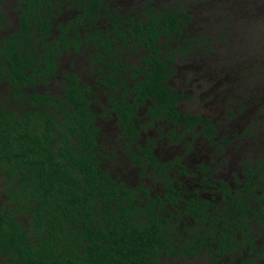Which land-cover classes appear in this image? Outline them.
I'll return each mask as SVG.
<instances>
[{
  "label": "flooded vegetation",
  "instance_id": "obj_1",
  "mask_svg": "<svg viewBox=\"0 0 264 264\" xmlns=\"http://www.w3.org/2000/svg\"><path fill=\"white\" fill-rule=\"evenodd\" d=\"M29 1L0 0V49L4 48L1 47L4 41L6 43L10 35L17 31L20 25V15L28 9ZM31 1L40 2V0ZM164 1L168 0H101V11L88 13V7L84 3L88 2L89 4L90 0H50V8L47 9V12L50 14L49 19L52 26L51 38L56 40L64 36L67 40V44L61 43L62 52L54 56L57 68L51 76L45 72H38L34 85L23 86L21 92L25 93L27 98L19 96L15 87L0 76V113L8 119L11 116H16L21 120L25 118L22 117L23 115L31 113L32 121L37 122L42 131L48 127L55 135L49 140V144L56 153H58L56 130L60 129L67 132L68 140L72 141V146H74L71 148L72 150L84 149L85 153L90 155L87 138L85 137L87 144L82 145L78 136H74L73 132L66 127L68 125L67 114L72 115L74 110L71 94L67 90L72 88L75 76L79 82L76 94L78 95L80 92L81 98L86 99V105L94 115L93 122L98 127L91 153L94 154L99 169L103 172L100 176L101 183L109 185L108 180L112 179L129 185L131 196L135 202H142L144 209L145 207L150 209L154 205V208L158 210L163 205L166 216L174 220L173 230L167 233L172 241L178 242L175 247L178 248L179 254H160L162 264H214V259H218L220 264H242L245 261H248L247 264L250 262L264 264V259L256 252L253 245L254 240L251 241L250 236L237 232L238 239L233 241L232 245H228L226 242L227 245L223 247L218 245L223 237L207 234L206 231L207 226L209 228L213 225L214 228L221 226L223 222H215L219 220L218 217L224 215L226 210H229L234 198H242L247 205L249 203V208H256L259 215L262 213L264 204H261L259 200L264 197V170L260 176L258 167L264 165V121L262 120L264 115L260 118V122L250 119V122L243 126L244 129L241 128L242 132H238L235 138H231L235 122L233 119L237 117L236 113L241 109L243 112L247 109L250 97L254 94L249 96L244 94L241 98L242 102L238 105L236 99V102L231 104L234 109L229 111L230 113H232L231 110L235 111L232 113L234 118L228 120L227 116L224 117L221 125L213 116L185 110L184 101L190 100L194 95L181 91V88H184L186 77L178 75L177 53H180L182 57L189 56L190 52H193L192 42L199 40L185 35L186 29L195 19L187 7L194 9L203 7H200L201 3L198 0H179L176 3L177 6H181L180 9L185 10L179 12L172 8V10L168 9L167 5L162 3ZM217 1L203 0L202 5L208 10L223 11L225 6L220 8ZM10 4L14 7L12 12L8 11L11 8ZM64 4H68V6L66 7ZM243 4L242 8L233 4V9L241 11V13L252 14L254 19L261 18V8H256L249 2H243ZM170 6L173 5L170 4ZM165 9L176 12L180 19L178 21L180 31L170 35L160 34L155 40L157 46L161 45V51L158 53L160 60H164L167 64L164 81L169 86L170 95L174 99L173 103H176L175 109L180 116L191 114L201 117L202 120L196 122L195 119H192L193 122L187 123L184 119L170 117L167 106H163L161 114H155L158 110L155 105L162 108L160 104H157L159 98L148 96L142 103L136 105L137 110L133 116L132 124L136 133L130 136L125 132V126L120 124L116 110L126 103L135 105L141 102L142 99L135 92L136 82L145 80V74L152 71V64L144 62L145 55H149L151 60L153 58L152 47L148 48L142 45L141 40L136 37V26L141 23L146 30L150 24L147 22L152 17L150 11L163 12ZM10 17L13 20L11 28L7 25ZM242 18H244L243 14ZM254 19L249 15V20L245 21L249 24ZM226 29V23H223L219 29L216 28V31L219 32L217 39L224 34L225 42L230 43V47L236 50V46H231L233 35L232 37L228 36ZM201 37L206 38L204 35ZM147 38L150 39L151 36H147ZM176 39H180L183 49L175 48ZM208 39L209 42L216 41L214 38ZM165 41L171 42V45L167 46V50ZM221 44L225 45L222 46L223 48H226V44ZM37 47L40 48V45L38 44ZM227 54L229 55L228 50ZM237 56L244 57V61H247L245 54H237ZM145 67L147 70H143ZM82 68L87 70L88 76L81 74ZM207 70L211 72L213 69L208 67ZM218 72L221 74L213 73L217 78V84L213 86V97L219 94L218 88L221 86V81L225 83L229 81L226 75L231 71L219 70ZM199 78L193 76L190 81ZM207 80L208 84L209 79ZM56 82L59 83L58 86L55 85ZM198 88H200L199 84ZM210 90L209 86L207 94L211 92ZM205 92H201V99L206 97ZM35 93L43 96V99L36 100ZM208 107L205 105V108ZM252 111H255L254 108L251 109ZM75 125L79 127V124ZM257 127H261L258 133ZM153 131L156 137L153 136ZM194 133H198L205 139L208 146L204 145L206 153L200 155V160L204 163L196 164L198 174L195 176V184L197 186L186 188L183 182L191 176L187 175L188 167L184 161L186 154L193 151L192 138H189L188 135L192 136ZM254 133L261 137L259 142L253 140ZM65 136L62 135L59 142L67 152V146H71V144H65L63 140ZM44 140L47 141V138ZM181 145L185 147L182 154H176L173 150L170 152L172 146ZM200 152L196 148L192 155L197 159ZM227 155L230 157L228 160H226ZM206 157H208V161H204ZM63 159L65 158L62 157ZM208 162L213 165L210 166ZM23 168L28 169L25 166ZM225 170L228 175H225ZM232 170L236 172L232 173ZM256 171L258 173H255ZM155 177L159 179V185L152 187L150 181ZM181 177L184 179L182 180ZM129 179H134L136 183ZM248 182L250 185H247ZM150 183L151 186H147ZM248 186H251L252 189L249 190ZM20 189L19 184L10 183L8 174L0 170V207L4 213H7L9 209H17V206L12 202V195L15 192L19 193ZM201 203L206 205L209 212V215L206 216L208 219L204 224L197 221V217L191 213L190 209L193 204L200 205ZM213 215L215 216L214 223ZM247 216L249 219L246 222L250 230L254 224L259 228L264 227V219L261 217H251L249 213ZM32 217L29 210L25 213L18 212L15 215V219L20 221L23 226V238L36 241V234L30 225ZM180 217L183 218L181 221L178 220ZM187 217L191 221L189 225L185 222ZM197 232L203 236L195 235ZM214 232L218 233V230L214 229ZM243 238H246L244 248L247 249V254L237 256L235 252L238 250V243ZM185 240L192 243L191 249L193 252L197 251L196 254L183 253L187 247L183 245ZM199 240L205 241L202 249H199L197 245ZM202 257H205V261H202ZM10 260L11 257L8 253H0V264H8Z\"/></svg>",
  "mask_w": 264,
  "mask_h": 264
},
{
  "label": "trees",
  "instance_id": "obj_2",
  "mask_svg": "<svg viewBox=\"0 0 264 264\" xmlns=\"http://www.w3.org/2000/svg\"><path fill=\"white\" fill-rule=\"evenodd\" d=\"M84 5L88 7V13L101 11V0H90ZM27 7L20 15L17 31L6 43L4 41L1 46L4 48L0 49V76L25 98L27 95L21 92V88L34 85L38 72L53 75L57 68L54 56L62 52L61 43L67 44L64 36L56 40L51 38L52 26L47 12L50 0L38 3L30 0ZM150 14L152 17L146 30L141 23L136 26V37L141 44L153 49L152 60L149 55L144 57L145 63L152 64V71L145 74V80L136 82L135 92L142 100L135 105L126 103L116 110L120 124L125 126V132L130 136L136 133L132 125L136 105L148 96L159 98L157 104L162 108L155 105L158 109L155 114H161L163 106H167L170 117L184 119L187 123L193 122L192 119L196 122L202 120L191 114L180 116L175 109L176 103H173L169 86L164 81L167 64L160 60L158 54L161 45L155 43L160 34L178 33L180 19L176 12L168 9L163 12L151 10ZM73 78L72 88L67 91L71 94L74 110L72 115L67 114L66 127L78 136L82 145L87 144V138L90 155L84 149L72 150L74 146L68 140L67 132L60 129L56 130V153L49 144L55 135L48 127L42 131L38 123L32 121L31 113L23 115V120L16 116L8 119L0 113V170L8 174L10 183L19 184L21 188L19 193L12 195L16 210L9 209L4 213L0 207V253L9 254L11 260L8 264H162V254H179L175 247L178 242L172 241L167 233L173 230L174 220L166 216L163 205L158 210L154 205L144 209L142 202L134 201L129 185L112 179L108 180L109 185L101 183L103 172L91 153L98 127L93 122L94 115L89 111L86 99L81 98L80 92L76 94L79 82L75 76ZM35 94L36 100L43 99V96ZM62 135H66L63 137L65 144H71L67 146V152L59 142ZM263 170L264 165L258 167L260 176ZM248 188L252 189L251 186ZM259 201L264 204V197ZM248 205L242 198H234L229 210L215 222H223L221 226H207V234L223 237L218 242L223 247L226 242L232 245L238 239L237 232L247 235L250 230L246 222L248 213L251 217L264 219V207L259 215L256 208ZM190 209L197 221L206 223L209 212L205 204H193ZM27 210L33 216L30 225L36 241L23 238V226L15 219L18 212ZM214 220L213 215V223ZM195 235L203 236L199 232ZM198 243L199 249L205 245V241L199 240ZM183 245L187 246L183 253H197L192 251L189 240H185ZM217 263L218 259H214V264Z\"/></svg>",
  "mask_w": 264,
  "mask_h": 264
},
{
  "label": "rangeland",
  "instance_id": "obj_3",
  "mask_svg": "<svg viewBox=\"0 0 264 264\" xmlns=\"http://www.w3.org/2000/svg\"><path fill=\"white\" fill-rule=\"evenodd\" d=\"M178 1L179 0H168L162 3L166 4L168 9L172 8L179 12L185 11L184 9H180L181 6H177L176 3ZM198 1L201 3L200 7L203 8L194 9L187 7L188 10H191L192 14L195 16V19L189 25V28L186 29L185 35L191 38H198L199 40L192 42L193 52L191 51L192 53L190 52L189 56L182 57L180 53H177L178 61L176 63V67L179 71L178 75H184L186 77L184 88H181V91L189 92L192 96L194 95L190 100L184 101V107L188 112H196L210 117L213 116V118H216L217 122H219V125H221L223 123L222 121H224V117L227 116L228 120L234 118L232 117V113H235V111L231 110L232 113L229 111L230 109H234L231 104L235 103L236 99L238 101V105L240 102H242L241 98L244 94H246L245 96L254 94L252 97H250L251 100L248 102L247 109L244 112L242 109L238 111L236 113L237 117L233 119L235 122L233 123V133L231 134L234 136L232 137L231 135V138H235L238 132H242L244 129L243 126H246L250 122V119L255 120V122H260V118H262L264 115V0H218L217 3L220 8L221 6H225L223 11H218L215 9L208 10L204 7V5H202L203 0ZM243 2H249L256 8H261V18H256V20L252 14L241 13V11H236L233 9V4L242 8L244 5ZM169 3L173 6L171 7ZM64 6L67 7L68 4H64ZM10 7L11 8H9L8 11L12 12L14 7H12V4H10ZM242 14L244 15V18L241 19ZM249 15H251L252 19L254 20H251V23L248 24L245 20H249ZM12 18L10 17L7 21V25H9L10 28L13 26ZM238 22L239 24H237ZM223 23H226L227 25L226 31L228 36L232 37L233 35L231 46H236V50L230 47V43L225 42L224 34L219 36L217 39L219 32L216 31V28L219 29L222 27ZM202 35H204V37L207 39H203L201 37ZM208 38H214L216 41L209 42ZM172 40L174 41V39ZM221 43L226 44V48H223L225 45ZM165 44V49L167 50V46H170L171 42L168 41ZM174 46L175 48L178 47L183 49L180 39L175 40ZM227 50L229 51V55L227 54ZM237 54H245L247 61L245 62L244 57H239ZM68 55L69 53L67 52V56ZM223 57H225V60H223ZM208 67L213 70L209 72L207 70ZM219 70L231 72L226 75L229 78V81L226 83L221 81V86L218 88L220 92L213 97V86L217 84V78H215L213 73L221 74L218 72ZM81 74L88 76L89 73L87 70L82 68ZM193 76L200 78L190 81V78ZM207 79H209L208 84L206 82L208 81ZM198 84L200 85V88H198ZM55 85L58 86L59 83L56 82ZM208 85L211 89L209 94H207V88H209ZM203 91H206L204 93L206 97L201 99L200 94ZM205 105L209 107L205 108ZM210 107L211 109H209ZM252 108H254L255 111L251 112ZM262 120L264 121V119ZM260 128L261 127L256 128L258 129L256 130L257 133L260 131ZM153 136L156 137L154 131ZM188 137L192 138L193 151L191 153L189 152L190 154H186L185 161H183L188 167L187 175L191 176V178L185 179L183 184H185L186 188H193L196 185L195 176L198 174L196 164L204 163L202 160H200V155L206 153L204 145L206 144L208 146V142L206 143V140L203 139L198 133H194L192 136L188 135ZM260 139L261 137L255 134L253 140L259 142ZM196 148L201 151L197 156V159L192 155ZM181 149L182 151H180ZM184 149L185 147H183V145L176 147L172 146L170 152L173 150L176 154H182ZM167 151H169V149H167ZM229 158V155H227L226 160ZM204 161H208V157H206ZM208 164L210 166L213 165L210 162H208ZM235 172V170H232V173ZM227 173L228 172L225 170V175H228ZM181 179L183 180L184 178L181 177ZM129 180L132 182L134 181L133 183H136L134 179ZM150 182H152V187L159 185V179L157 177H155V179H151ZM147 186H151V183ZM178 187L183 188L182 186ZM154 192L156 191L154 190ZM182 219L183 218L180 217L178 220L181 221ZM185 222H187L188 225L191 224V221L188 219V217L185 219ZM251 228V234L250 231H248L247 235L251 237V241L254 240L253 245L256 248V252L264 259V227L259 228V226L254 224ZM245 241L246 238H243L242 241L238 243V250L235 252L237 256H244L247 254V249L244 248ZM201 259L202 261H205V257H202Z\"/></svg>",
  "mask_w": 264,
  "mask_h": 264
}]
</instances>
